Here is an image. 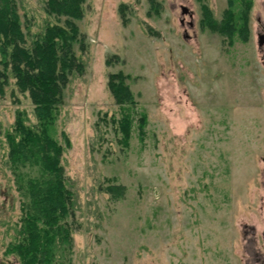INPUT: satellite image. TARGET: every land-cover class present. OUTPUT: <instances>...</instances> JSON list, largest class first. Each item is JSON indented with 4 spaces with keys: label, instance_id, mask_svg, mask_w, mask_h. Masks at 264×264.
I'll list each match as a JSON object with an SVG mask.
<instances>
[{
    "label": "rangeland",
    "instance_id": "obj_1",
    "mask_svg": "<svg viewBox=\"0 0 264 264\" xmlns=\"http://www.w3.org/2000/svg\"><path fill=\"white\" fill-rule=\"evenodd\" d=\"M46 1L16 0L32 35L55 23ZM153 4L86 0L77 21L85 71L70 77L55 126L59 140L67 135L63 165L75 193L72 263L264 264V0H254L248 40L232 43L201 25L203 4L220 21L227 0ZM120 71L147 116L144 136L135 125L128 146L112 122L120 108L107 87ZM8 75L0 97V264H21L8 251L22 198L5 132L18 110L35 117L28 93Z\"/></svg>",
    "mask_w": 264,
    "mask_h": 264
},
{
    "label": "trees",
    "instance_id": "obj_2",
    "mask_svg": "<svg viewBox=\"0 0 264 264\" xmlns=\"http://www.w3.org/2000/svg\"><path fill=\"white\" fill-rule=\"evenodd\" d=\"M85 2L47 0L46 13L55 23L32 35L30 27L21 23L16 0H0V97L11 72L19 90L28 93L35 117L32 123L25 111L18 110L12 128L5 132L8 162L22 198L20 229L8 251L16 254L21 264H73L75 193L63 165L68 139L63 133L64 142L59 140L55 126L70 77L85 71L84 61L75 51L76 45L81 51L86 48L77 25L84 17ZM253 3L227 0L220 21L203 4L201 25L216 30L230 43L234 39L247 41ZM127 78L120 71L109 74L107 82L120 108L119 118L112 122L125 146L134 126L144 136L147 123L146 114L136 108Z\"/></svg>",
    "mask_w": 264,
    "mask_h": 264
},
{
    "label": "water",
    "instance_id": "obj_3",
    "mask_svg": "<svg viewBox=\"0 0 264 264\" xmlns=\"http://www.w3.org/2000/svg\"><path fill=\"white\" fill-rule=\"evenodd\" d=\"M181 10H182V15L183 16L189 15L190 17H192V14L190 13V11H189V9L187 7L182 6ZM190 25H192V23H190ZM258 45H259L260 48L263 49V58H264V34L259 35Z\"/></svg>",
    "mask_w": 264,
    "mask_h": 264
},
{
    "label": "flooded vegetation",
    "instance_id": "obj_4",
    "mask_svg": "<svg viewBox=\"0 0 264 264\" xmlns=\"http://www.w3.org/2000/svg\"><path fill=\"white\" fill-rule=\"evenodd\" d=\"M254 231H255V228H252ZM263 235H264V232H263Z\"/></svg>",
    "mask_w": 264,
    "mask_h": 264
}]
</instances>
